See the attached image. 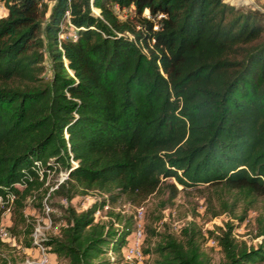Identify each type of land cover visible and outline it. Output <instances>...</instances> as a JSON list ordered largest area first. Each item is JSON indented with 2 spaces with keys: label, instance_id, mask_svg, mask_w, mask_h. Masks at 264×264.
<instances>
[{
  "label": "trees",
  "instance_id": "16d2710c",
  "mask_svg": "<svg viewBox=\"0 0 264 264\" xmlns=\"http://www.w3.org/2000/svg\"><path fill=\"white\" fill-rule=\"evenodd\" d=\"M0 5V214L8 206L7 236L35 246L24 209L28 201L44 208L46 169L70 157L75 164L66 161L67 176L52 188L66 201L55 216L58 232L38 240L56 264H111L108 251L124 258L132 216L108 209L98 219L95 211L123 195L140 201L165 178L173 179L165 184L168 199L177 184L231 194L230 201L219 198L227 217L218 232L208 230L222 252L218 264L264 260L263 213L247 237L234 231L264 196V10L228 0ZM122 8L130 9L124 17L116 12ZM65 9L75 37L59 36ZM87 190L101 197L77 210L70 199ZM158 234L141 248L153 254L151 264H213L194 220L176 234Z\"/></svg>",
  "mask_w": 264,
  "mask_h": 264
},
{
  "label": "rangeland",
  "instance_id": "374dc122",
  "mask_svg": "<svg viewBox=\"0 0 264 264\" xmlns=\"http://www.w3.org/2000/svg\"><path fill=\"white\" fill-rule=\"evenodd\" d=\"M231 1L243 4L249 3L264 10V0ZM47 3L49 4L50 0H47ZM91 10L94 14H98V10H94V8H91ZM129 11L130 9L126 8L116 10L120 17H124ZM143 13H147V10H144ZM3 14H5V8L0 5V15ZM62 27L63 35L68 34L70 30L69 26L64 24ZM67 159L68 160L55 162L45 174L44 185H46L47 190L43 195V199L47 203L49 210L45 212L42 207L33 208L32 201H28L24 209L25 213L29 215V217H32L34 225L39 229V241L51 237L58 232L61 221L55 219V216L62 214V207L66 201L61 196L55 194L49 186L53 185V183L63 175V172L68 171L66 161L71 165L75 164V160L70 157ZM169 181H173V179L165 178L158 190L150 193L147 197L137 202L130 201L123 195L113 204H109L108 206L105 205L101 209H98V213L96 215L94 214V217L106 219L109 215L106 211L110 209L113 212L119 211L123 215H131L134 224V215L137 213L136 208L141 207L143 213L144 236L140 248L149 247L151 243L158 238L159 232L161 233L167 230L176 234L179 226L188 220H194L206 233L203 242L204 250L209 254L211 262L213 264H218L222 258V252L212 234L218 232V226L221 225L227 217L224 212H219V198L226 197L227 200L230 201L231 194L208 184H197L196 186L183 189L177 184L178 191L172 198L168 199L169 191L165 184ZM99 197H101V194L96 190H87L86 193L74 195L70 199V203L79 210L88 205L93 199ZM240 206L241 201H237L235 212L240 210ZM212 211H217L218 213L212 214ZM258 213L264 214V196L259 197L254 205L247 210L244 219L234 230L235 234L247 237L255 228L254 219ZM8 218L9 208L4 207L0 214V226H5ZM149 229H153L157 234H151ZM208 230L212 231L211 235L208 233ZM46 251L48 253L47 247ZM141 253V257L132 258L130 260L122 258L120 255L116 256L110 251H108L106 255L110 259H114L111 264H151L153 254L143 251H141ZM37 257L38 249L36 246H25L17 238L12 236L0 237V264L3 262H6V264H27L26 261H30L31 264H41L37 262ZM48 264H56L55 259L52 261L49 260ZM254 264H264V260L256 261Z\"/></svg>",
  "mask_w": 264,
  "mask_h": 264
},
{
  "label": "built area",
  "instance_id": "2783aa9c",
  "mask_svg": "<svg viewBox=\"0 0 264 264\" xmlns=\"http://www.w3.org/2000/svg\"><path fill=\"white\" fill-rule=\"evenodd\" d=\"M251 1V0H250ZM230 2H232L230 0ZM92 8V6H91ZM64 17L65 19L63 20V22L60 23V28L62 29L63 25L66 24L69 26L70 30L68 32V35H70L71 37H75L76 36V29L78 28L77 26H75L74 24H72L69 20V11L68 9H65L64 11ZM79 27H82V25H80ZM59 36H64L63 35V31H60ZM34 170L37 172V174L39 175V177H42V169L43 167L41 166V162L39 160H34ZM49 170V168L46 169V172ZM67 172H63V175H61L58 180L56 182L53 183V185H50L49 188H54L59 182H61L67 175ZM19 184V183H17ZM8 200H10L12 198V194H8L7 195ZM43 203V207H44V211L47 212L49 210V207L47 205V203L45 202V200L43 199L42 201ZM0 204H1V200H0ZM8 208V206H6ZM136 214L134 215L135 221L132 227V231H131V235H130V240L128 241L127 245L124 248V258L127 260H130L132 258H138L141 257L142 253H141V242L143 239V213H142V209L140 208H136ZM98 213V209L95 211V215ZM38 227L34 226V229L31 233V237H32V241L35 243V246L38 249V257H37V262L41 263V264H48L49 262V257H48V253L46 251V246L43 245L42 243H40L39 237H38ZM7 236V231L4 227L0 226V237H6ZM27 264H31L30 261H26Z\"/></svg>",
  "mask_w": 264,
  "mask_h": 264
},
{
  "label": "crops",
  "instance_id": "0c3cea01",
  "mask_svg": "<svg viewBox=\"0 0 264 264\" xmlns=\"http://www.w3.org/2000/svg\"><path fill=\"white\" fill-rule=\"evenodd\" d=\"M98 10V9H97ZM6 223H8V219H7V221H6ZM49 260H54V257L53 256H51V255H49Z\"/></svg>",
  "mask_w": 264,
  "mask_h": 264
}]
</instances>
